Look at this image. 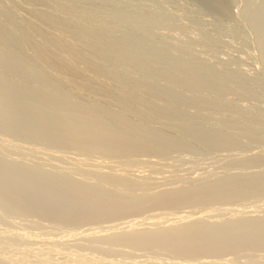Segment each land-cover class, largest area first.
<instances>
[{
	"label": "rangeland",
	"instance_id": "374dc122",
	"mask_svg": "<svg viewBox=\"0 0 264 264\" xmlns=\"http://www.w3.org/2000/svg\"><path fill=\"white\" fill-rule=\"evenodd\" d=\"M2 1L0 184L8 179L11 189L0 188V264H264V0H224L223 12L198 0H69L74 6L63 0L81 12L77 24L59 13L66 27L87 26V18L100 34L111 35L101 49L114 38L127 48L123 58L135 53L139 63L131 66L125 58L128 65L119 69H131L132 83L137 78L147 91L142 108L137 99L125 105L110 93L111 70L91 91L32 58L16 31L31 22L50 33L41 19L58 15L55 0ZM163 72L167 79L159 76ZM219 75L229 80L217 91L221 95L214 92ZM101 83L109 94L101 96ZM33 198L82 212L51 215L33 209Z\"/></svg>",
	"mask_w": 264,
	"mask_h": 264
},
{
	"label": "bare ground",
	"instance_id": "6f19581e",
	"mask_svg": "<svg viewBox=\"0 0 264 264\" xmlns=\"http://www.w3.org/2000/svg\"><path fill=\"white\" fill-rule=\"evenodd\" d=\"M2 1V0H1ZM14 1V0H13ZM23 1V0H22ZM25 1V0H24ZM29 1H31V0H29ZM33 1V0H32ZM36 1H39V0H36ZM35 1V2H36ZM53 1V0H52ZM71 1V0H70ZM70 1L68 0H65V2H66V5H67V3L68 4H73V2H71L70 3ZM83 1V0H82ZM5 2V1H4ZM15 2V1H14ZM13 2V3H14ZM26 2H27V0H26ZM77 2H79V1H77ZM179 2V1H178ZM200 2V3H199ZM1 3H3V1L1 2ZM11 3V2H10ZM30 3V2H29ZM31 3H33V2H31ZM191 3V2H190ZM197 3H199V4H203V6L204 7H211V6H213V7H216V8H218V9H221V12H223V10L222 9H224L225 8V3H226V1H224V0H198V2ZM5 4V3H4ZM4 4H2V5H4ZM15 4H17V3H15ZM43 4V3H42ZM54 5H55V7H56V10H58V15H56V14H53V13H51L53 16H50L51 14L49 13L47 16H46V18H44V19H41V20H45V24L47 23V24H50L51 26V32L49 33V31H48V33L47 32H44V31H42V29L39 31V29L38 30H36V26L35 25H31V22H30V25H29V23H26V24H28V25H26L25 26V28L23 29L22 27H20V29H21V31L19 32V31H16V29H15V27H11V28H14L15 30L14 31H16V32H18L17 33V35H19L20 36V38H21V40H22V38H24V39H26V40H24V42L22 41V45H23V43H24V45H25V47H27V48H29V50L31 49L32 50V52H33V55H32V58H34V59H37V60H40L41 62H42V64H44V66H48V68L50 67V68H52L54 71L53 72H56L58 75H60L61 77L63 76V77H68V78H64V79H66L65 81L67 82V80H69V84H70V82L71 83H75L77 86L78 85H82V87H85V88H88V87H90L92 90L91 91H93L94 90V86H95V84H96V82H99V80L100 79H102V75L105 73H107V71L106 70H111L110 71V81H109V83L111 84V85H113L112 86V89H111V92H110V88H104V85L101 83V86L105 89H103V88H101V86L99 87V88H101V90L102 91H100L101 92V96H103L104 94H106V93H108V90H109V92L110 93H114V92H117L119 95V98L118 99H120V102L123 104H125L126 105V103L127 102H130V101H136V99L138 100V103H139V106L142 108L143 106H141V104H142V102L143 103H145V102H147V100L144 102V99H143V97L146 95V94H148L147 93V91H143V89L142 88H140V86H139V84L141 83H137V82H135V80L137 79H134V82L136 83V84H134V82L132 83V80H131V69L130 70H127L126 69V71L124 70V71H122V70H120L119 69V66L120 65H125L126 63H128V61H129V64H131V66L133 65L134 67H135V63L137 62V63H139L136 59H137V57H136V59H134L133 58V55L135 54H131L132 56H130V53H129V55L127 54V56H128V58H127V56L125 57V58H123L125 55H126V53L124 52V51H126L127 50V48H126V50H124L125 49V46L123 47V49H122V47L120 48L119 46H118V44H120L119 42L117 43V41H118V39H117V41H116V39H114L113 38V40H112V38H111V41H113V42H109L110 41V39L108 40V42L107 43H109V45L110 46H108L107 47V44H106V48H105V46H103L102 47V49H101V43H104V41L106 40L107 41V39L108 38H110L109 37V35L110 34H106V32L108 31H106V30H104V31H102V34H104V35H102V34H100V31L99 30H97V28H95L96 27V25L95 24H90V23H92V22H90L89 20H87V18H86V22L88 21V23H87V26L86 25H84V24H82L83 26H86L87 28L85 29V27H83V26H80V28L79 29H77V27L74 29L72 26H74L73 24V22L74 21H72V19L73 20H75V19H77L78 20V22H76V24L77 23H79V17H80V15H81V12L78 10H75V12L74 11H72L73 10V8L71 9L70 7H66L65 6V3H64V1L63 0H55L54 1V3H53ZM71 4V5H72ZM83 4V3H82ZM158 4V3H157ZM201 4V5H202ZM204 4H206V6L204 5ZM21 5V4H20ZM19 5V6H20ZM27 5H29L28 3H27ZM38 5V4H37ZM47 5H49V4H47ZM53 5V6H54ZM172 5V4H171ZM6 6H8V5H6ZM14 6V5H13ZM12 6V7H13ZM39 6V5H38ZM72 6H74V5H72ZM71 6V7H72ZM202 6V7H203ZM52 7V6H51ZM55 7H52L53 9L55 8ZM90 7H92V6H90ZM172 7H174V5L172 6ZM197 7V6H196ZM227 7V6H226ZM87 8H88V6H87ZM107 8V7H106ZM212 8V7H211ZM3 9H4V7H3ZM2 9V10H3ZM13 9H15V8H13ZM22 9H23V7H22ZM32 9V8H31ZM52 9V10H53ZM101 9V8H100ZM138 9V8H137ZM25 10V9H24ZM36 10V9H35ZM90 10V9H89ZM96 10V9H95ZM94 10V11H95ZM99 10V9H98ZM206 10V9H205ZM204 10V11H205ZM8 11H10V12H12V11H14V10H8ZM7 11V12H8ZM29 11V10H28ZM31 11V10H30ZM38 11V10H37ZM90 11H92V10H90ZM192 11V10H191ZM6 12V11H5ZM9 12V13H10ZM21 12H23V11H21ZM35 12V11H34ZM43 12H45V11H43ZM43 12H41V15L42 14H44ZM54 12H55V9H54ZM57 12V11H56ZM208 12V11H207ZM2 13V12H1ZM3 13H4V10H3ZM2 13V14H3ZM16 13V12H15ZM27 13V12H26ZM38 13H40L39 11H38ZM37 13V14H38ZM59 13H60V15H65V16H68V17H65V18H68V19H65V20H71L72 21V23H70V24H72V30L69 28V27H66L65 26V22H63L62 21V19H63V17H61L60 19L58 18V16H59ZM97 13V12H96ZM104 13H106V12H104ZM124 13H126V12H124ZM187 13V12H186ZM6 14H8V13H6ZM32 14V13H31ZM35 15H36V13H34ZM34 14H33V16H34ZM123 14V13H122ZM223 14V13H222ZM1 15V14H0ZM11 14H8V18H9V16H10ZM14 15V14H13ZM40 15V16H41ZM46 15V14H45ZM94 15V14H93ZM101 15V14H100ZM104 15H107V14H104ZM5 16V15H4ZM12 16V15H11ZM37 16V15H36ZM39 16V15H38ZM49 16V17H48ZM55 16H57V19H56V17ZM95 16V15H94ZM101 16H103V14L101 15ZM142 16V15H141ZM202 16V15H201ZM14 17V16H13ZM35 17V16H34ZM48 17V18H47ZM82 17V16H81ZM98 17V16H97ZM106 17V16H105ZM145 17V16H144ZM223 17V16H222ZM228 17V16H227ZM2 18H4V17H2ZM6 18V17H5ZM11 18V17H10ZM132 18V17H131ZM141 18V17H140ZM217 18V17H216ZM1 19V18H0ZM14 19V18H13ZM35 19H38V17L37 18H35ZM60 21H59V20ZM129 19V18H128ZM139 19V18H138ZM137 19V20H138ZM147 19V18H146ZM150 19V18H149ZM4 20V19H3ZM106 20V19H105ZM104 20V21H105ZM131 20V19H130ZM158 19H156V21H157ZM172 20V19H171ZM5 21V20H4ZM3 21V22H4ZM14 21V20H13ZM12 21V22H13ZM30 21V20H29ZM28 21V22H29ZM39 21V20H38ZM83 21V19L80 21V22H82ZM120 21V20H119ZM133 21V20H132ZM132 21H131V23H132ZM152 21V20H151ZM159 21V20H158ZM6 22V21H5ZM8 22V21H7ZM12 22H10L11 24H12ZM15 22V21H14ZM85 24H86V22L85 21H83ZM95 22V21H94ZM97 22H98V20H97ZM100 22V21H99ZM180 22V21H179ZM10 23H8L9 25H10ZM17 23V22H16ZM43 23V24H44ZM123 23V22H122ZM125 23V22H124ZM130 23V22H129ZM162 23V22H161ZM167 23V22H166ZM32 24H35L34 23V21H33V23ZM44 24V25H45ZM76 24H75V26H76ZM126 24V23H125ZM156 24V23H155ZM14 25V23L12 24V25H10V26H13ZM16 25V24H15ZM79 25V24H78ZM105 25V24H104ZM103 25V26H104ZM109 25V24H108ZM151 25V24H150ZM174 25V24H173ZM219 25V24H218ZM4 26V25H3ZM5 26H6V24H5ZM21 26V25H20ZM46 26H48L49 27V25H46ZM99 27V28H102V29H106V28H109V26H107V27ZM106 26V25H105ZM161 26V25H160ZM206 26V25H205ZM0 27H1V25H0ZM7 27V26H6ZM19 27V26H18ZM42 27V26H41ZM48 27H47V29H48ZM79 27V26H78ZM94 27V28H93ZM98 27V26H97ZM156 27V26H155ZM171 27V26H170ZM4 28V27H3ZM3 28H1L2 30H3ZM38 28V27H37ZM131 28V27H130ZM164 28V27H163ZM165 28H166V26H165ZM197 28V27H196ZM6 29V28H5ZM7 29H9V30H7V32L9 31L10 32V28H7ZM19 29V30H20ZM44 29V28H43ZM46 29V28H45ZM111 29H112V27H111ZM113 29H115V28H113ZM136 29V28H135ZM156 29V28H155ZM154 29V30H155ZM228 29V28H227ZM234 29V28H233ZM165 30V29H164ZM184 30V29H183ZM203 30V29H202ZM212 30H213V27H212ZM230 30V29H229ZM46 31V30H45ZM106 31V32H105ZM216 31V30H215ZM235 31V30H234ZM3 32V31H2ZM105 32V33H104ZM119 32V31H118ZM148 32V31H147ZM199 32V31H198ZM197 32V33H198ZM221 32V31H220ZM13 33V32H12ZM47 33V34H46ZM138 33V32H137ZM204 33V32H203ZM222 33V32H221ZM228 33H231V32H228ZM239 33V32H238ZM0 34H1V32H0ZM5 34V32L3 33V35ZM8 34V33H7ZM10 34V33H9ZM101 36H100V35ZM106 34V35H105ZM209 35H210V33H208ZM12 34H10V36H11ZM14 35H16V33L14 34ZM194 35V34H193ZM205 35V34H204ZM231 35V34H230ZM7 36V35H6ZM111 36V35H110ZM130 36V35H129ZM178 36V35H177ZM183 36V35H182ZM197 36V35H196ZM233 36V35H232ZM236 36V35H235ZM0 37H1V35H0ZM3 37H5V36H3ZM13 37V36H12ZM139 37V36H138ZM189 37V36H188ZM200 37V36H199ZM6 38V37H5ZM9 38V37H8ZM8 38H7V40H8ZM14 38V37H13ZM13 38H9V39H13ZM19 38V39H20ZM180 38V37H179ZM218 38V37H217ZM1 39H2V37H1ZM17 39H18V37H17ZM3 40V39H2ZM34 40H37L36 42H34ZM39 40V41H38ZM130 40V39H129ZM128 40V41H129ZM194 40V39H193ZM218 40H219V38H218ZM9 41V40H8ZM7 41V42H8ZM14 41V40H13ZM106 41H105V43H106ZM123 41V40H122ZM131 41V40H130ZM177 41V40H176ZM10 42V44H11V42L12 41H9ZM138 42V41H137ZM104 43V44H105ZM133 43H134V41H133ZM133 43L131 44V45H133ZM156 43V42H155ZM185 43H187V41L185 42ZM7 44V43H6ZM9 44V43H8ZM7 44V45H8ZM20 44H21V42H20ZM147 44V43H146ZM181 44H182V42H181ZM1 45V44H0ZM5 45V44H4ZM12 45V44H11ZM23 45V46H24ZM131 45H129V46H131ZM161 45V44H160ZM220 45V44H219ZM6 46V45H5ZM4 46V47H5ZM17 46V45H16ZM15 45H14V47H16ZM120 46H121V44H120ZM139 46V45H138ZM172 46V45H171ZM194 46V45H193ZM19 47H20V45H19ZM141 47V46H140ZM152 47V46H151ZM170 47V46H169ZM184 47V46H183ZM189 47V46H188ZM194 47H196V46H194ZM200 47V46H199ZM10 48V47H9ZM12 49H13V47H11ZM24 48V47H23ZM100 48V49H99ZM130 48V47H129ZM153 48V47H152ZM168 48V47H167ZM213 48V47H212ZM99 49V50H98ZM131 49V48H130ZM134 49H137V51H138V48H134ZM211 49V48H210ZM20 50H21V47H20ZM24 50V49H23ZM28 50V51H29ZM123 50V51H122ZM142 50V49H141ZM171 50V49H170ZM179 50V49H178ZM208 50V49H207ZM12 51V50H11ZM133 51V50H132ZM153 51V50H152ZM161 51H163V50H161ZM195 51V50H194ZM6 52V51H5ZM17 52V51H16ZM24 52H25V50H24ZM182 52V51H181ZM180 52V53H181ZM199 52V51H198ZM202 52V51H201ZM204 52V51H203ZM216 52V51H215ZM218 52V51H217ZM216 52V53H217ZM18 53H19V50H18ZM20 53L21 54H23L21 51H20ZM26 53V52H25ZM31 53V52H30ZM143 53V52H142ZM146 53V52H145ZM144 53V55H148V53L147 54H145ZM169 53V52H168ZM186 53V52H185ZM205 53V52H204ZM32 54V53H31ZM125 54V55H124ZM160 54V53H159ZM182 54V53H181ZM7 55V54H6ZM29 55V54H28ZM143 55V54H142ZM186 55V54H185ZM217 55V54H216ZM225 55V54H224ZM25 56V55H24ZM123 56V57H122ZM158 56V55H157ZM187 56V55H186ZM27 57V56H26ZM122 57V58H121ZM141 57V56H140ZM144 57V56H143ZM143 57H141V58H143ZM182 57V56H181ZM193 57H195V55H193ZM197 58H198V56H196ZM208 57V56H207ZM211 57V56H210ZM31 58V57H30ZM146 58V57H145ZM144 58V59H145ZM151 58V57H150ZM153 58V57H152ZM159 60L161 59V57L159 58V57H157ZM177 58V57H176ZM179 58V57H178ZM191 58V57H190ZM214 58H215V56H214ZM220 58V57H219ZM158 59H155V60H158ZM168 59V58H167ZM182 59V58H181ZM252 59V58H251ZM138 60H139V58H138ZM141 60V59H140ZM146 60V59H145ZM148 60V59H147ZM159 60H158V62H159ZM186 60V59H185ZM184 60V61H185ZM210 60V59H209ZM219 60V59H218ZM231 60V59H230ZM233 60V59H232ZM36 61V60H35ZM122 61H123V63L124 64H122ZM125 61H127V62H125ZM169 61H171V60H169ZM177 61V60H176ZM176 61L174 60V65H175V63H176ZM180 61V60H179ZM183 60H181V62L183 63L184 62ZM189 61H190V59H189ZM206 61V60H205ZM222 61V60H221ZM240 61V60H239ZM38 62V61H37ZM133 62H135V63H133ZM151 62V61H150ZM154 62V61H153ZM157 62V61H156ZM157 62V63H158ZM193 62V61H192ZM194 62H195V60H194ZM217 62V61H216ZM233 62H235V61H233ZM25 63H27L26 61H25ZM140 63H142L141 61H140ZM144 63V62H143ZM155 63V62H154ZM165 63H166V61H165ZM172 63V62H171ZM178 63V62H177ZM186 63V62H185ZM219 63V62H218ZM226 63V62H225ZM235 63H237V62H235ZM37 64H39V63H37ZM145 64H147L146 62L144 63V65ZM156 64V63H155ZM154 64V65H155ZM161 64H162V61H161ZM161 64H160V66H161ZM167 64H168V62H167ZM170 64V63H169ZM173 64V63H172ZM187 64V63H186ZM190 64V62H188V64L186 65V67L188 66ZM192 64V63H191ZM203 64V63H202ZM201 64V65H202ZM227 64V63H226ZM126 65H128V64H126ZM139 65V64H138ZM143 65V66H144ZM148 65V64H147ZM157 65V64H156ZM185 65V64H184ZM195 66H196V64H194ZM200 65V64H199ZM208 65V64H207ZM212 65V64H211ZM231 65V64H230ZM237 65V64H236ZM137 66V65H136ZM143 66H141V67H143ZM158 66V65H157ZM156 66V67H157ZM163 66H164V68H165V65L163 64ZM183 66V65H182ZM181 66V67H182ZM210 66V65H209ZM223 66V65H222ZM39 67H41L40 65H39ZM127 67H129V66H127ZM138 67H140V66H138ZM170 67V66H169ZM176 67L178 68V64H176ZM189 67V66H188ZM191 67V66H190ZM189 67V68H190ZM200 67H202V66H200ZM229 67V66H228ZM47 68V67H46ZM130 68V67H129ZM132 68V67H131ZM148 68H150V67H146L145 69H148ZM152 68V67H151ZM155 68V67H154ZM161 68V67H160ZM159 68V69H160ZM163 68V67H162ZM161 68V72H162V70L164 69H162ZM196 68V67H195ZM194 68V69H195ZM203 68H205L204 66H203ZM201 69V70H204V69ZM208 68V67H207ZM210 68V67H209ZM209 68H208V72H210L211 73V69L209 70ZM36 69V68H35ZM40 69V68H39ZM136 69V68H135ZM138 69H140V68H138ZM141 69H143V68H141ZM141 69H140V71H141ZM156 69H158V67L156 68ZM158 69V70H159ZM172 69V68H171ZM173 69H174V67H173ZM178 69H180L181 70V68H178ZM178 69H176L175 71H179ZM183 69V68H182ZM184 69H186V71H187V68H185L184 67ZM183 69V70H184ZM206 69V68H205ZM225 69V68H224ZM150 70V69H149ZM165 70V69H164ZM166 70H168L167 68H166ZM198 70V69H197ZM223 70V69H222ZM241 70V69H240ZM133 71H134V69H133ZM136 71V70H135ZM139 71V70H138ZM144 71V70H143ZM142 71V72H143ZM153 71V70H152ZM157 71V70H156ZM170 71V70H169ZM172 71V70H171ZM170 71V72H171ZM174 71V70H173ZM185 71V70H184ZM185 71V72H186ZM189 71H191L190 69H189ZM194 71V70H193ZM196 71V70H195ZM207 74H208V72L206 71V70H204ZM212 71H214V70H212ZM219 71V70H218ZM221 71V70H220ZM226 71L227 72H229L228 74H230V71H228V68H226ZM232 71V70H231ZM41 72V71H40ZM47 72V71H46ZM148 72H150V71H148ZM166 72V71H165ZM168 72V71H167ZM170 72H168V75H169V73ZM198 72V71H197ZM202 72V71H201ZM200 72V73H201ZM205 72H203V73H205ZM215 72H217V71H215ZM214 72V73H215ZM222 72V71H221ZM223 72H225V71H223ZM222 72V73H223ZM227 72H226V74H225V76L227 77ZM45 73V72H44ZM140 73V72H139ZM157 73V72H156ZM174 73V72H173ZM176 73V72H175ZM174 73V74H175ZM180 73H182V72H180ZM179 73V74H180ZM188 73V72H187ZM186 73V74H187ZM202 73V74H203ZM208 74L209 76L211 75V74ZM213 73V72H212ZM234 73V72H233ZM240 73V72H239ZM104 74V75H105ZM133 74V73H132ZM151 74V73H150ZM164 72L162 73V75H159V76H165V79H167L166 78V76H168L166 73L164 74ZM177 75H179L178 73H176ZM183 74V73H182ZM189 74V73H188ZM198 75V77H197V79H196V81L198 82L199 80H202V78H200V76H199V73H197ZM216 74V73H215ZM238 74V73H237ZM236 74V75H237ZM245 74V73H244ZM68 75V76H67ZM70 75V76H69ZM134 75V74H133ZM133 75H132V78H133ZM153 75V74H152ZM158 75V74H157ZM232 75V74H231ZM234 75V74H233ZM46 76V75H45ZM52 77H53V74L51 75ZM102 76V77H101ZM107 76V75H106ZM172 76H176V75H173L172 74ZM172 76H170V78L172 77ZM180 77H181V75H179ZM183 76V75H182ZM212 77H213V75H211ZM224 76V77H225ZM245 76V75H244ZM51 77V78H52ZM55 77V76H54ZM58 77V76H57ZM62 77V78H63ZM109 77V76H108ZM145 77V76H144ZM169 77V76H168ZM184 77H185V74H184ZM186 77H187V75H186ZM201 77H203V76H201ZM206 79H207V77L206 76H204ZM203 77V78H204ZM212 77H209V79H211ZM61 78V79H62ZM173 78V77H172ZM194 78H195V76H194ZM215 78V77H214ZM214 78H212V79H214ZM216 78H217V80L215 81V80H213V81H215L214 83V86H212V89H213V87L214 88H218L216 91H214L215 93H217V91L219 90V88L221 89V87H224V85L226 84V82L225 81H227V80H224L223 79V77H222V75L220 76L219 75V77L218 76H216ZM215 78V79H216ZM232 78V77H231ZM235 78H236V76H235ZM239 78V77H238ZM238 78H236V79H238ZM244 77H242L241 78V80L243 79ZM247 78V77H246ZM246 78H244L245 80H246ZM49 79V78H48ZM59 79V78H58ZM57 79V80H58ZM139 79V78H138ZM153 79V78H152ZM160 79V78H159ZM169 79V78H168ZM178 79V78H177ZM177 79H175L176 80V82H179L180 81V79H178L179 81H177ZM184 79V78H183ZM192 79V78H191ZM228 79V78H227ZM235 79V80H236ZM251 79V78H250ZM106 80V79H105ZM155 80V79H154ZM173 80V79H172ZM193 80V79H192ZM195 80V79H194ZM231 80V79H230ZM239 80H240V78H239ZM54 81V80H53ZM103 81V80H102ZM107 81V82H108ZM136 81H139V80H136ZM184 81H187L186 79L184 80ZM183 81V82H184ZM209 81L210 80H208L207 81V83H209ZM229 81V80H228ZM227 81V82H228ZM232 81V80H231ZM104 82V81H103ZM106 82V81H105ZM143 82H145V81H143ZM167 82V81H166ZM175 82V83H176ZM196 82V83H197ZM202 82V81H201ZM225 82V83H224ZM240 82V81H239ZM247 82V81H246ZM133 85H132V84ZM149 83V82H148ZM174 83V84H175ZM187 83L189 84V82L187 81L186 82V85H187ZM203 83V82H202ZM205 83H206V81H205ZM229 83H231V82H229ZM229 83H228V85H229ZM244 83V82H243ZM242 83V85H247L248 83H246V84H243ZM60 84V83H59ZM64 84V83H63ZM66 84V83H65ZM74 84V85H75ZM107 84V83H106ZM131 84V85H130ZM166 84V83H165ZM179 84V83H178ZM183 84V83H182ZM181 84V85H182ZM193 84V83H192ZM191 84V85H192ZM195 84V83H194ZM224 84V85H223ZM236 84V86H237V84H238V81H237V83H235ZM234 84V85H235ZM240 84H241V82H240ZM256 84V83H255ZM72 85V84H71ZM134 85H136V86H134ZM138 85V86H137ZM151 85V84H150ZM157 85V84H156ZM159 85V84H158ZM181 85L179 84V86L181 87ZM197 85V84H196ZM207 85H209V84H207ZM252 85V84H251ZM67 86V85H66ZM142 86V85H141ZM149 85H147V87H148ZM152 86V85H151ZM162 86V85H161ZM177 86V85H176ZM205 86V85H204ZM60 87V86H59ZM79 87V86H78ZM96 87H97V85H96ZM143 87V86H142ZM184 87V86H183ZM192 87V86H191ZM194 87V86H193ZM196 87H199L198 85L196 86ZM227 86H225V88H226ZM243 87V86H242ZM247 87H248V85H247ZM254 87V86H253ZM252 87V88H253ZM62 88H63V86H62ZM163 88V87H162ZM170 88V87H169ZM187 88V87H186ZM204 87H202V89H203ZM210 88H211V86H210ZM231 88H233V87H231ZM230 88V89H231ZM240 88V87H239ZM245 88V87H244ZM79 89V88H78ZM80 89H82V88H80ZM145 89V88H144ZM157 89V88H156ZM171 89V88H170ZM196 89H198V88H196ZM247 89H249V88H247ZM98 89H96L95 88V94L96 93H98V91H97ZM107 90V91H106ZM175 90V89H174ZM211 90V89H210ZM226 90V89H225ZM231 90H233V89H231ZM242 90V89H241ZM255 90H256V87H255ZM64 91V90H63ZM82 91V90H81ZM160 91H161V89H160ZM159 91V92H160ZM164 91H165V89H164ZM172 91V90H171ZM187 91H189V89L187 90ZM191 91V90H190ZM194 91V90H193ZM222 91V90H221ZM221 91H219L217 94H220V92ZM239 91V90H238ZM237 91V92H238ZM251 91V90H250ZM196 92H197V90H196ZM213 92V93H214ZM231 92V91H230ZM237 92H236V94H237ZM93 93V94H94ZM167 93H168V91H167ZM208 93V92H207ZM233 93V92H232ZM235 93V92H234ZM78 94V93H77ZM90 94V93H89ZM88 94V95H89ZM109 94V93H108ZM116 94V93H115ZM169 94H170V91H169ZM172 94V93H171ZM170 94V95H171ZM181 94V93H180ZM185 94V93H184ZM221 94H222V92H221ZM220 94V95H221ZM239 94V93H238ZM237 94V95H238ZM254 94V93H253ZM81 95V94H80ZM170 95L169 96H167L168 98H170ZM174 95V94H173ZM173 95L171 96V98H173ZM178 95V94H177ZM231 95V94H230ZM249 95V94H248ZM76 96V95H75ZM92 96H95V95H92ZM106 96V95H105ZM117 96V95H116ZM150 96V95H149ZM234 96H235V94H234ZM80 97H82V96H80ZM85 97V96H84ZM90 97H91V95H90ZM97 97L99 98V96H98V94H97ZM166 97V98H167ZM177 97V96H176ZM179 97V96H178ZM193 97V96H192ZM232 97V96H231ZM245 97V96H244ZM243 97V98H244ZM255 97H257V96H255ZM76 98V97H75ZM87 98V97H86ZM93 98V97H92ZM117 98V97H116ZM144 98H146V96L144 97ZM180 98H182V97H180ZM186 98V97H185ZM89 99V98H88ZM88 99H85V100H88ZM111 99V98H110ZM157 99V98H156ZM199 99V98H198ZM205 99V98H204ZM218 99V98H217ZM222 99V98H221ZM90 100V99H89ZM99 100H100V98H99ZM104 100V99H103ZM107 100V99H106ZM164 100V99H163ZM178 100H180V99H178ZM187 100V99H186ZM223 100V99H222ZM242 100V99H241ZM83 101V100H82ZM216 101V100H215ZM93 102V101H92ZM98 102V101H97ZM97 102H95V103H97ZM104 102H106V101H104ZM178 102H180V101H178ZM182 102V101H181ZM205 102V101H204ZM208 102V101H207ZM224 102V101H223ZM240 102V101H239ZM78 103V102H77ZM108 103V102H107ZM177 103V102H176ZM185 103V102H184ZM196 103H198V101L196 100ZM216 103V102H215ZM233 102H231V104H232ZM246 103V102H245ZM92 104V103H91ZM119 104V103H118ZM122 104H120L121 106H122ZM133 104V103H132ZM150 104V103H149ZM152 104V103H151ZM151 104L149 105L150 107H151ZM178 104V103H177ZM187 104V103H186ZM185 104V105H186ZM214 104V103H213ZM117 105V104H116ZM142 105H144V104H142ZM145 105H147L146 103H145ZM153 106H154V102H153V104H152ZM192 105V104H191ZM234 105V104H233ZM232 105V106H233ZM99 105H97V107H98ZM138 106V105H137ZM164 106V105H163ZM193 106V105H192ZM195 106V105H194ZM198 106V105H197ZM217 106V105H216ZM224 106V105H223ZM222 106V107H223ZM96 107V106H95ZM118 107V106H117ZM133 107V106H132ZM155 107H158L157 106V104H156V106ZM165 107V106H164ZM170 107V106H169ZM186 107V106H185ZM191 107V106H190ZM202 107H203V105H202ZM218 107V106H217ZM217 107H216V109H217ZM219 107H221V106H219ZM237 107V106H236ZM240 107V106H239ZM99 108L101 109V106H99ZM139 108V107H138ZM140 108V109H141ZM152 108V107H151ZM150 108V109H151ZM154 108V107H153ZM204 108V107H203ZM256 108V107H255ZM93 109V108H92ZM95 109V108H94ZM93 109V110H94ZM98 109V108H97ZM109 109V108H108ZM137 109V108H136ZM148 109V108H147ZM154 109H157V112H155L154 110H151V111H153V115H155L156 113L158 114V110H159V108H154ZM235 109V108H234ZM240 109V108H239ZM260 109V108H259ZM99 110V109H98ZM97 110V111H98ZM101 110H103V108L101 109ZM106 110V109H105ZM135 110V109H134ZM169 110V109H168ZM176 110V109H175ZM192 110V109H191ZM221 110H222V108H221ZM236 110H238V109H236ZM248 110V109H247ZM100 111V110H99ZM133 111V110H132ZM139 111V110H138ZM137 111V112H138ZM142 111V110H141ZM172 111V110H171ZM224 111V110H223ZM235 111V110H234ZM242 111V110H241ZM244 111H246V110H244ZM249 111V110H248ZM247 111V112H248ZM262 111H263V109H262ZM104 112V111H103ZM103 112H102V114H103ZM135 113H137L136 111H134ZM145 112V111H144ZM149 112V111H148ZM154 112H155V114H154ZM174 112V111H173ZM175 112H177V111H175ZM186 112V111H185ZM189 112V111H188ZM205 112V111H204ZM217 112H219V111H217ZM225 112V111H224ZM227 112V111H226ZM240 112V111H239ZM259 112V111H258ZM264 112V111H263ZM106 114H107V112H105ZM170 113H172V112H170ZM183 113V112H182ZM214 113V112H213ZM232 113V112H231ZM242 113H244V112H242ZM249 113V112H248ZM90 114V113H89ZM92 114V113H91ZM94 114V113H93ZM99 114V113H98ZM141 114V113H140ZM157 114L155 115L156 117H159V115L157 116ZM175 114V113H174ZM173 114V115H174ZM184 114V113H183ZM190 114V113H189ZM108 115V114H107ZM110 115V114H109ZM137 115V114H136ZM168 115V114H167ZM187 115V114H186ZM191 115V114H190ZM195 115V114H194ZM200 115V114H199ZM239 115V114H238ZM250 115H251V113H250ZM253 115V114H252ZM105 116V115H104ZM139 116H141V115H139ZM175 116H177V115H175ZM182 116V115H181ZM184 116V115H183ZM189 116V115H188ZM187 116V117H188ZM205 116V115H204ZM242 116H243V114H242ZM254 116V115H253ZM108 117V116H107ZM106 117V118H107ZM114 117V116H113ZM136 117V116H135ZM170 117V116H169ZM251 117V116H250ZM258 117V116H257ZM140 118V117H139ZM144 118H145V116H144ZM148 118V117H147ZM161 118V117H160ZM164 118V117H163ZM162 118V119H163ZM172 118V117H171ZM191 118V117H190ZM241 118V117H240ZM256 118V117H255ZM260 118V117H259ZM161 119V120H162ZM165 119V118H164ZM170 119V118H169ZM193 119V118H192ZM199 119V118H198ZM231 119V118H230ZM246 119V118H245ZM250 119V118H249ZM261 119V118H260ZM96 120V119H95ZM118 120V119H117ZM120 120V119H119ZM130 120V119H129ZM128 120V121H129ZM146 120V119H145ZM148 120V119H147ZM151 120V119H150ZM154 120H156V119H154ZM153 120V121H154ZM251 120V119H250ZM97 121V120H96ZM99 121V120H98ZM121 121V120H120ZM149 121V120H148ZM193 121H194V119H193ZM188 122V121H187ZM191 122V121H190ZM123 123V122H122ZM152 123V122H151ZM164 124H165V122H163ZM189 123V122H188ZM196 123V122H195ZM220 123V122H219ZM257 123V122H256ZM169 124V123H168ZM168 124H166V125H168ZM210 124V123H209ZM208 124V125H209ZM148 125V124H147ZM183 125V124H182ZM211 125V124H210ZM258 125V124H257ZM163 126V125H162ZM199 126V125H198ZM224 126V125H223ZM233 126V125H232ZM245 126V125H244ZM259 126V125H258ZM234 127V126H233ZM232 127V128H233ZM181 128H182V126H181ZM183 128H185V130L186 131H188L186 128L187 127H183ZM202 128V127H201ZM199 129V128H198ZM223 129V128H222ZM236 129V128H235ZM234 129V130H235ZM248 129V128H247ZM247 129H245V130H247ZM253 129V128H252ZM263 129V128H262ZM183 130V129H182ZM244 130V131H245ZM195 131V130H194ZM256 131V130H255ZM189 132V131H188ZM242 132V131H241ZM260 132H262V131H260ZM259 132V133H260ZM199 133V132H198ZM213 133H215V132H213ZM255 133V132H254ZM194 134V133H193ZM204 134V133H203ZM235 134H236V132H235ZM235 134H233V135H235ZM243 134V133H242ZM198 135V134H197ZM232 135V136H233ZM237 135V134H236ZM201 136V135H200ZM208 135H206V137H207ZM209 137V136H208ZM214 137V136H213ZM252 137V136H251ZM257 138V137H256ZM213 139V138H212ZM207 140V139H206ZM208 141V140H207ZM210 141V140H209ZM216 141V140H215ZM220 141V140H219ZM240 141H241V139H240ZM226 142V141H225ZM228 142V141H227ZM239 142V141H238ZM241 142H243V141H241ZM224 145V144H223ZM240 145V144H239ZM243 145V144H242ZM244 146V145H243ZM234 148V147H233ZM244 148V147H243ZM79 166V165H78ZM9 180L7 179L6 181H4V184L2 185V183H3V181H2V183L0 184V186H2V187H0L2 190H4L5 192H6V190L8 191V189H11V186H10V184H8V183H10V182H8ZM1 182V181H0ZM15 182V181H14ZM5 183H6V187L4 188L3 186L5 185ZM9 185V186H8ZM12 185V184H11ZM7 188V189H6ZM12 191V190H11ZM10 190H9V192H11ZM41 197V199L43 198V200L42 201H45V196L43 197V196H39V198ZM52 197V196H51ZM34 199V198H33ZM49 199V198H48ZM55 199V198H54ZM37 200L38 199H34L33 201H32V204H33V209H35V210H41V211H43V212H45V213H51V215H53V213H59V212H61L63 215H65V216H70V215H73V213H74V211L75 210H79V212H80V214H81V210L80 209H78L77 207H72L71 205H69V207L68 208H65V209H60V207L58 206V205H56V206H52V204H50V205H48V206H45V205H43L40 201V203H38L37 202ZM36 201V202H35ZM51 201V200H50ZM44 203V202H43ZM89 208H91V206L89 207ZM91 209H89V211H90ZM83 211L84 212H89L88 211V208L87 209H83ZM45 215V214H44ZM49 216V215H48ZM188 217V216H187ZM156 218V217H155ZM184 218H186V216L184 217ZM153 220V219H152ZM164 220H166V219H164ZM171 220V219H170ZM169 220V221H170ZM175 220V219H174ZM173 220V221H174ZM178 221V220H177ZM180 221V220H179ZM166 222V221H165ZM156 223V222H155ZM163 223V222H162ZM168 223V222H167ZM171 223V222H170ZM157 224V223H156ZM164 224H166V223H164ZM175 225V224H174ZM173 226V225H172ZM130 227V226H129ZM116 230H118V228L116 229ZM173 232V231H172ZM171 232V233H172Z\"/></svg>",
	"mask_w": 264,
	"mask_h": 264
}]
</instances>
